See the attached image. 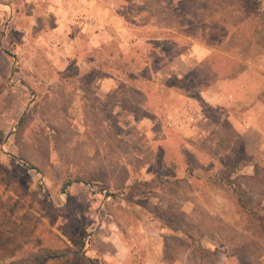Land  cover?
I'll list each match as a JSON object with an SVG mask.
<instances>
[{
	"label": "rangeland",
	"instance_id": "1",
	"mask_svg": "<svg viewBox=\"0 0 264 264\" xmlns=\"http://www.w3.org/2000/svg\"><path fill=\"white\" fill-rule=\"evenodd\" d=\"M261 34L264 0H0V264H264V150L198 92Z\"/></svg>",
	"mask_w": 264,
	"mask_h": 264
},
{
	"label": "crops",
	"instance_id": "2",
	"mask_svg": "<svg viewBox=\"0 0 264 264\" xmlns=\"http://www.w3.org/2000/svg\"><path fill=\"white\" fill-rule=\"evenodd\" d=\"M242 53L243 59L237 62L235 60L231 61L234 65L240 66L235 75H231L232 67L230 65L232 63L227 60L229 70H223L221 75H215L214 79L200 88L198 92L205 99L203 101L209 106L223 110L220 112L222 114L219 117L221 121H226L229 124L231 131L235 134L234 139H231V145H234V142L239 144L242 153H247L253 159L239 162V172L243 175L253 176L257 165L254 159L264 150V101L260 99V94L264 92V34H261L259 38L253 36V40L246 45ZM190 70H193V68ZM223 80L226 82L227 87H237L238 84L240 87L242 86L236 98L232 96L233 99L231 98L230 101H227L224 97L220 98L217 88L218 85H222L219 82ZM219 92L221 93L223 90L220 89ZM210 95L215 96L217 100L211 101ZM208 119V115H204V120L207 121ZM206 126L199 131V135L204 134L203 138L205 140H207L206 135L209 137L213 134L212 127L210 130L206 129L210 127L208 122ZM216 129L220 130L221 128L219 129V125H217ZM195 139L196 137L193 138V141ZM184 145L183 151L188 156L194 155L196 158L202 156L203 153H200V151L203 150L200 147L197 148L195 142L189 140ZM204 158H206V155ZM201 163L205 164L206 162L202 161Z\"/></svg>",
	"mask_w": 264,
	"mask_h": 264
},
{
	"label": "trees",
	"instance_id": "3",
	"mask_svg": "<svg viewBox=\"0 0 264 264\" xmlns=\"http://www.w3.org/2000/svg\"><path fill=\"white\" fill-rule=\"evenodd\" d=\"M240 68L239 65H234L231 68V75H235L236 71ZM214 79V76H212L211 74H206L204 76V78H202V80L199 83V87L202 88L205 84L209 83L210 81H212ZM181 87H183V84H180ZM187 91V90H186ZM187 93H189V90L187 91ZM260 99H262V101H264V92L260 94ZM20 159L22 161H24L25 163H29V161L26 158L20 157ZM31 168L35 169L36 167L31 166ZM235 202L236 205L239 208H247V206L245 205V203L243 202L241 196L239 194H237V197L235 196Z\"/></svg>",
	"mask_w": 264,
	"mask_h": 264
}]
</instances>
